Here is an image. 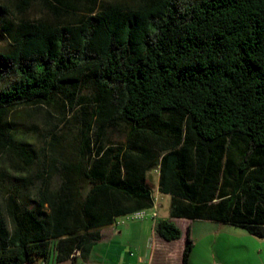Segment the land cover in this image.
I'll return each instance as SVG.
<instances>
[{
    "label": "trees",
    "instance_id": "16d2710c",
    "mask_svg": "<svg viewBox=\"0 0 264 264\" xmlns=\"http://www.w3.org/2000/svg\"><path fill=\"white\" fill-rule=\"evenodd\" d=\"M42 1L50 21L0 5V264H75L100 228L153 208L154 167L164 240L179 217L264 237V0ZM42 109L69 139L17 127Z\"/></svg>",
    "mask_w": 264,
    "mask_h": 264
},
{
    "label": "crops",
    "instance_id": "0c3cea01",
    "mask_svg": "<svg viewBox=\"0 0 264 264\" xmlns=\"http://www.w3.org/2000/svg\"><path fill=\"white\" fill-rule=\"evenodd\" d=\"M93 1L126 2L124 0H69V2ZM146 181L154 198V206L149 209V215L153 220L150 221L145 215L136 217L133 212L127 214L131 215L130 219L133 218V221L129 223L121 222L122 226H118L116 220L111 225L103 226L100 228V240L89 251L75 254V264H182V249L188 233L193 242L188 264L218 263L216 250L218 246L223 245L221 240H218V233L224 225L229 224L185 217L172 218L181 230V237L172 241L164 240L157 235L155 225L158 219L170 217L171 195L159 190V167L151 168L146 173ZM153 211L156 212L155 217L151 215ZM62 263L71 264V261L67 260L59 264Z\"/></svg>",
    "mask_w": 264,
    "mask_h": 264
},
{
    "label": "rangeland",
    "instance_id": "374dc122",
    "mask_svg": "<svg viewBox=\"0 0 264 264\" xmlns=\"http://www.w3.org/2000/svg\"><path fill=\"white\" fill-rule=\"evenodd\" d=\"M23 1V0H22ZM26 1V0H25ZM27 5L23 4L21 0H0V5L8 6L12 13V16L8 20L12 22L24 21H36V20H48L52 19V14L45 7L42 0H28ZM126 2H114L122 3L129 6H134L136 2L131 0H124ZM185 0H179L184 2ZM77 11L70 10V13H76ZM65 21L71 22L72 18H64ZM63 19V20H64ZM9 49V41H0V53H5ZM50 114L45 109L30 111H23L19 118L15 121L17 127L24 133L32 136L34 141H41L43 138L48 137L51 133H63L68 139L70 136L67 134L69 130L66 127L67 123H60L58 121V114L55 110L48 109ZM69 114V113H68ZM71 114H69L70 116ZM78 126L77 123H75ZM74 124V125H75ZM79 127V126H78ZM74 133H77V129H72ZM59 153V150L56 152ZM156 181V179L154 180ZM162 212V211H161ZM149 209L146 210L145 217L150 221L153 219L149 215ZM131 215H124L118 217L116 220L118 226H122L121 222L129 223L133 221L130 219ZM224 228L218 233L222 246H218L216 254L218 256L217 264H264V237H257L250 234L244 229L234 226L224 225ZM135 252L134 249H132ZM42 260L38 259L36 264H41ZM45 264H59L53 260H48ZM64 264V263H62Z\"/></svg>",
    "mask_w": 264,
    "mask_h": 264
},
{
    "label": "built area",
    "instance_id": "2783aa9c",
    "mask_svg": "<svg viewBox=\"0 0 264 264\" xmlns=\"http://www.w3.org/2000/svg\"><path fill=\"white\" fill-rule=\"evenodd\" d=\"M134 214H135L136 217H142V216H144L146 214V210H139V211H136ZM151 215H152V217H155L156 216V212L153 211L151 213ZM41 264H45V262L42 261Z\"/></svg>",
    "mask_w": 264,
    "mask_h": 264
}]
</instances>
